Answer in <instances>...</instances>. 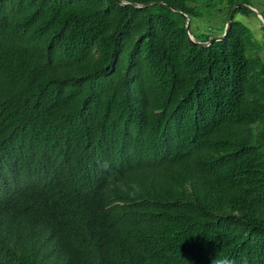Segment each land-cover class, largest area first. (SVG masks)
Wrapping results in <instances>:
<instances>
[{
    "label": "trees",
    "instance_id": "trees-1",
    "mask_svg": "<svg viewBox=\"0 0 264 264\" xmlns=\"http://www.w3.org/2000/svg\"><path fill=\"white\" fill-rule=\"evenodd\" d=\"M124 1L0 0V264H264V8Z\"/></svg>",
    "mask_w": 264,
    "mask_h": 264
},
{
    "label": "water",
    "instance_id": "water-1",
    "mask_svg": "<svg viewBox=\"0 0 264 264\" xmlns=\"http://www.w3.org/2000/svg\"><path fill=\"white\" fill-rule=\"evenodd\" d=\"M115 1L120 6H123V7L124 6H130V7H134V8H138V9L150 7V6H153V5H163L164 4L162 2H151V3H148V4H138V3H130V2H127V1H124V0H115ZM238 8H242V9H245V10H248L249 12H251L255 17H257L260 20V22L264 26V17L262 16V14L255 7H252L250 5L243 4V3H237L230 9V12H229L228 17H227L226 22H225L223 33L220 36H218V37H210L208 39V41H203V42L195 41L193 39L192 35L190 34V32H189V23H190L189 17L186 14H184L183 12H181L180 10L176 9V8L171 7V10L173 12H175V13L180 14L181 17L184 19V21H185V30H186V33H187V36H188V40L194 45H198L200 47L205 48V47H209L214 42H220V41H223L226 38V36L229 34V31H230V27H231V23H232V19H233L234 13H235L236 9H238Z\"/></svg>",
    "mask_w": 264,
    "mask_h": 264
},
{
    "label": "rangeland",
    "instance_id": "rangeland-1",
    "mask_svg": "<svg viewBox=\"0 0 264 264\" xmlns=\"http://www.w3.org/2000/svg\"><path fill=\"white\" fill-rule=\"evenodd\" d=\"M254 3L257 6H261L264 8V0H254ZM236 20L241 21L245 25H247L252 31L255 37L260 36L264 37V33L261 28L260 20L257 17L250 16V17H243V16H237ZM203 22V21H200ZM194 23L193 25L197 28L199 32H205V28L203 23ZM263 41V40H262Z\"/></svg>",
    "mask_w": 264,
    "mask_h": 264
},
{
    "label": "clouds",
    "instance_id": "clouds-1",
    "mask_svg": "<svg viewBox=\"0 0 264 264\" xmlns=\"http://www.w3.org/2000/svg\"><path fill=\"white\" fill-rule=\"evenodd\" d=\"M256 39H258V40H264V37L257 36Z\"/></svg>",
    "mask_w": 264,
    "mask_h": 264
}]
</instances>
